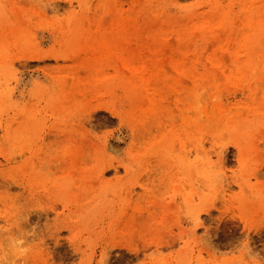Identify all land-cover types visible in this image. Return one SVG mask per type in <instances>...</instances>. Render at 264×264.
Returning a JSON list of instances; mask_svg holds the SVG:
<instances>
[{"label": "rangeland", "instance_id": "obj_1", "mask_svg": "<svg viewBox=\"0 0 264 264\" xmlns=\"http://www.w3.org/2000/svg\"><path fill=\"white\" fill-rule=\"evenodd\" d=\"M0 222V264H264V0H0Z\"/></svg>", "mask_w": 264, "mask_h": 264}, {"label": "bare ground", "instance_id": "obj_2", "mask_svg": "<svg viewBox=\"0 0 264 264\" xmlns=\"http://www.w3.org/2000/svg\"><path fill=\"white\" fill-rule=\"evenodd\" d=\"M0 224H1V222H0ZM2 230V229H1ZM3 231V230H2ZM1 232V231H0ZM20 246H18V248H19Z\"/></svg>", "mask_w": 264, "mask_h": 264}]
</instances>
